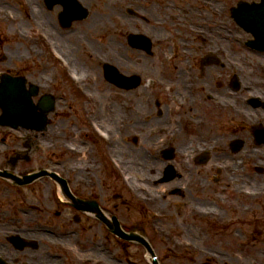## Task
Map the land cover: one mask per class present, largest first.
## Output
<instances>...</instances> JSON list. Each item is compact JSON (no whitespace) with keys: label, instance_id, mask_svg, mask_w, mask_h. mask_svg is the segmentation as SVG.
Masks as SVG:
<instances>
[{"label":"flooded vegetation","instance_id":"obj_1","mask_svg":"<svg viewBox=\"0 0 264 264\" xmlns=\"http://www.w3.org/2000/svg\"><path fill=\"white\" fill-rule=\"evenodd\" d=\"M30 1L40 6L41 19L56 21L43 0ZM121 1L133 11L125 14L121 5L117 21L132 19V32H151L165 44L154 47L144 63L117 62L122 75L134 78L131 89H114L115 108L120 109L117 137L122 134L139 161L153 166L150 175L161 180L171 164L174 180L189 186L171 190L152 205L167 220L141 223L157 224L167 234L179 227L194 231V237L147 239L153 249L155 243L168 244V249L170 244L194 242L201 249L204 242L216 243L199 255L200 264H238L235 249L242 260L251 254L238 243L264 245V51L247 45L249 32H235L230 11L240 1L260 0ZM54 10L57 14L59 9ZM150 60L157 69L149 66ZM124 97L129 102L122 105ZM40 138L36 135L35 142ZM236 140L242 144L234 153ZM168 149L173 157L163 154ZM205 151L210 155L202 163L198 156ZM99 159L107 167L103 155ZM72 166L68 164L65 177L77 198L98 203L104 212L113 201L124 204L120 184L109 183L108 190L99 172L92 180L85 173L74 176ZM47 168L58 170V165L48 161ZM45 185L47 200L42 188H11L0 180V264H122L121 250L128 243L61 199L53 181L45 179ZM115 208L119 213L117 204ZM20 239L34 242L33 247L21 245ZM229 239L234 244H227ZM130 246L143 250L137 243ZM135 251L125 253L126 264H138Z\"/></svg>","mask_w":264,"mask_h":264},{"label":"rangeland","instance_id":"obj_2","mask_svg":"<svg viewBox=\"0 0 264 264\" xmlns=\"http://www.w3.org/2000/svg\"><path fill=\"white\" fill-rule=\"evenodd\" d=\"M10 2L11 3L12 2L17 3V1H14V0L13 1L10 0ZM0 6H4L7 9L8 8L12 9L13 11H18L16 8H19V10L21 9V7L18 6V4H16V5L0 4ZM18 12H20V11H18ZM10 24L11 23L9 21L0 24V29H2V31H3L2 33L4 36L2 52H5L7 60H10L12 53L18 54L19 52H16V51H20V53L22 54V58L21 59H12L14 64L16 65L15 69L20 70V67H22L24 65L25 60H27L28 62H32V58L30 57V54L34 51H38V45L40 44L38 42V39L36 36V35H38V32H32V38L31 39H29L27 41H21L15 35V29H18V28H25L26 29V28H31V26L27 27V25L26 24L24 25V23L21 21L15 22L12 27H9ZM86 24H89V25L86 27ZM75 27L77 29L79 28L80 30L79 31L76 30L77 32H58L59 37L62 38V40L64 42L70 41V43H72L71 45H75L73 47L74 50H76V53H74V55L78 59L79 65L84 66L86 71H88V73H90V74L94 73L95 74L96 68L94 67V63H92L94 61L92 59H90L88 54H85L83 52V48L79 47V45L83 46V44H89V43L93 44L94 46L89 51L90 54H95L94 52H97L100 54H105L108 51H106V50H104V48L100 47L99 42L96 41L97 36L94 37V32H86V30L88 28H93L91 21H87L86 23L78 24ZM12 31H14V32H12ZM56 34H57V32L55 33V35ZM9 37L11 38V41L8 40ZM114 40H116V39H114ZM61 44L63 46V43H61ZM42 45L48 49V46L46 44L43 43ZM88 47H89V45H88ZM18 48H20V49L17 50ZM123 59H124V57H123ZM85 61H88L89 63L85 62ZM42 65H43V69H42L43 71L44 70L46 71V67H49L48 64H45V62H43ZM149 66L157 69V65L155 63V60H150ZM0 68L6 69V65L0 64ZM43 75L46 76V74H43ZM38 77L41 79V74L38 73ZM103 87H106V86L103 85ZM66 91L69 92V90L67 88H66ZM75 101L77 102V106H78L77 117L73 113H71L70 111L67 112V110L65 108L61 109L64 111V113H61V114L55 116L57 126L54 130H56L55 131V133H56L55 137L59 141V143H64V145H66L68 142V143L73 144L79 148L80 146H78L79 145V143L77 142L78 140L73 139V136H74V131H77V133L80 132V130L82 132H84L82 130L83 128L81 126H82V123L86 121V116H85L86 113L84 111V105L82 104V102L77 100V99H75ZM66 103L67 102H64V104L60 103L59 106H65ZM67 138H68V140H67ZM86 142H88V139L86 140ZM81 146H83V145H81ZM94 155H95L94 152H91V154L89 153L85 162L90 163V161L93 157V159H95L94 165H98L99 162H98L97 158L94 157ZM58 156L60 157L59 160L68 159L66 153L59 154ZM70 163H72V162H67V164H70ZM117 202L118 201H113L112 203H110V205L108 206V212L109 213H111V214L118 213L116 208H115V205L117 204L120 208V211L118 214L120 215L123 223L126 226H131L134 222L140 220V214L138 212H136L135 209L126 207V206L122 205L121 203H119V202L117 203ZM149 236H151V235H149ZM112 242H114V241H112ZM227 244H229V245L234 244V241L232 239H229ZM217 245H219V244L211 243L210 246H203V247L206 249H214L215 246H217ZM136 249L137 250L135 251V246L128 245L127 249L123 248L121 250V253H125V252L132 253L135 251L137 253V259H135V260H140V256H141V254H143V251L142 250L138 251L137 247H136ZM156 249L158 250V253L161 254V256H162L161 257L163 259L162 264H193L192 262L172 260L171 254L168 253L167 251H164L163 245L160 243H157ZM243 257L245 258V260H254L253 254H249V255L243 256ZM257 264H259V263L257 262Z\"/></svg>","mask_w":264,"mask_h":264},{"label":"bare ground","instance_id":"obj_3","mask_svg":"<svg viewBox=\"0 0 264 264\" xmlns=\"http://www.w3.org/2000/svg\"><path fill=\"white\" fill-rule=\"evenodd\" d=\"M123 1H121V0H105V3H106V5L107 6H115V5H120L121 3H122ZM104 12H112V10L111 9H107V8H105L104 9ZM105 28V26H103V25H100L99 26V29H98V31H96L95 32V34L97 35V37L101 40L100 42H99V45H101V46H104V48L106 49V50H110V53H112V49H113V47L114 46H117V44L116 43H114L113 41H111V40H113L114 38H117V37H114V38H111V40H109V38L110 37H112V35H110V37L107 35V34H103V32H99V30H102V29H104ZM102 36V37H101ZM165 38V37H164ZM57 41H62L59 37H57ZM62 43V42H61ZM69 49H70V46H69ZM74 63H75V65H76V62L74 61ZM129 102V99H128V97H124L123 98V101H122V105H124V104H127ZM111 110L113 111V116L116 118V117H118L116 114H119L120 113V109H118L117 107L115 108V107H112L111 108ZM109 127H110V125H109ZM138 128H143L142 126H140V127H138ZM134 167L136 166L137 167V170L139 171L140 169L138 168V167H140L141 169H143V167L139 164V162L138 161H136L134 164ZM143 177L144 178H146V175H143ZM149 191H155V190H152L150 187H149Z\"/></svg>","mask_w":264,"mask_h":264},{"label":"water","instance_id":"obj_4","mask_svg":"<svg viewBox=\"0 0 264 264\" xmlns=\"http://www.w3.org/2000/svg\"><path fill=\"white\" fill-rule=\"evenodd\" d=\"M7 83V82H6ZM6 83L3 85V87L1 88L0 90V105H2V100L5 99V96L4 95H1L4 91H5V85ZM3 107V106H1ZM27 116H29V114L27 113ZM19 121V120H18ZM43 123H45V118L43 117Z\"/></svg>","mask_w":264,"mask_h":264}]
</instances>
